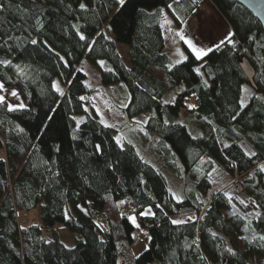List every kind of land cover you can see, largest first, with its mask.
Listing matches in <instances>:
<instances>
[{
  "label": "trees",
  "instance_id": "16d2710c",
  "mask_svg": "<svg viewBox=\"0 0 264 264\" xmlns=\"http://www.w3.org/2000/svg\"><path fill=\"white\" fill-rule=\"evenodd\" d=\"M180 2L185 15L198 4L0 0V264H264V32L237 1L210 0L231 35L200 59L182 44L186 59L172 62L161 17L179 26ZM113 32L127 42L128 64ZM84 58L98 68V88L125 85L120 110L127 121L145 115L142 142L134 134L119 142L122 125L98 117ZM156 158L183 180L181 198ZM208 161L254 213L224 190L208 195ZM35 209L36 221H19V211ZM62 230L75 234L73 245ZM133 232L147 238L138 255Z\"/></svg>",
  "mask_w": 264,
  "mask_h": 264
},
{
  "label": "rangeland",
  "instance_id": "374dc122",
  "mask_svg": "<svg viewBox=\"0 0 264 264\" xmlns=\"http://www.w3.org/2000/svg\"><path fill=\"white\" fill-rule=\"evenodd\" d=\"M207 3L203 4L195 13L194 15L189 18L185 24L183 25L184 32L183 34L190 37L189 40L192 41V43L197 47L205 50L206 47V35L210 34V30L216 26H218L217 18L222 21L219 14H217L214 9L211 6V3L206 0ZM193 2V0H192ZM162 25L163 29V35L165 36L166 41V47L165 52L169 54V56L172 58L173 62H181L186 59V53L184 49L182 48V44H184L183 40L178 36V33H176L172 28V23L167 22L165 19ZM191 28V32H190ZM210 31V32H209ZM114 40L116 41V48L118 50V53L120 54L123 62L125 64L129 63L128 59V53H127V42L120 40L118 35L113 32ZM181 33V32H180ZM212 39V36L211 38ZM202 43H198V42ZM187 46V45H186ZM81 70L84 71L87 75V84L89 87L98 88L99 87V71L98 68L91 64L89 61H87L85 58L82 60V64L80 66ZM55 85L59 87L58 80L55 81ZM13 91V90H11ZM62 92V91H60ZM11 94V93H10ZM0 97H4L3 93H0ZM127 96V90L125 88L124 84L121 85H113V86H106V87H100L95 92L91 93L89 95L90 104H94L93 108L95 110H99V113L96 112L98 117L106 124L109 125H122L121 134L118 137V141L120 142L122 135H132L134 134L137 138L140 139L142 142V136L143 128H144V119L145 115L142 114L140 116H137L131 121H127L124 119L125 116L122 115V112L119 107H121L124 102L126 101ZM10 104L14 106H20L23 105V101L21 98H18L15 102L14 99L10 98ZM187 108L190 105H192V102L189 101L186 102ZM107 111V112H106ZM147 114V113H146ZM189 117V116H188ZM185 119V112H180L179 120ZM133 135L132 140H137V138ZM149 148V147H148ZM151 152L155 155V146L150 147ZM154 166L157 168H160V170L165 174L167 178L168 183V189L173 195L174 198L179 199L181 197L178 196L177 191L181 189V187L184 186L183 180H177V178L174 177L172 172L166 168L163 167L162 161L159 158H156L151 161ZM203 165L207 166L206 174L209 176L210 180L213 182V185L211 186L208 195L212 194L217 191L224 190L233 200H237L240 202L238 206L241 208L243 207L245 210L252 209V213H254L253 205H251L250 200L247 196H245L243 193H240L235 189V183L232 180H229L226 173L218 167L217 164H215L212 161H208V163H203ZM179 189V190H178ZM256 211V210H255ZM144 213H149V210H146ZM39 214V210H31L29 212H25V214L21 211H19V221L22 224H25L27 221H33L37 219ZM188 212L183 213L179 216H176V219H183L188 216ZM29 217V220H28ZM134 217V216H132ZM136 223V222H135ZM135 225V224H134ZM136 226V225H135ZM134 234V243L132 244V251L134 255H138L140 252H142L144 249L140 250L141 248H137L136 245L138 241H135V232ZM75 234L62 230L61 233V240L67 244V245H73L74 244V237ZM140 242V241H139Z\"/></svg>",
  "mask_w": 264,
  "mask_h": 264
},
{
  "label": "crops",
  "instance_id": "0c3cea01",
  "mask_svg": "<svg viewBox=\"0 0 264 264\" xmlns=\"http://www.w3.org/2000/svg\"><path fill=\"white\" fill-rule=\"evenodd\" d=\"M209 2H210V0H208ZM205 3H207V1L206 0H198V4L196 5V7L191 11V12H189L187 15H185L186 13H187V6L185 5V3L183 2V3H179L180 4V6L177 8V17H178V19H180L181 18V22H180V25L179 26H176L174 23H172V21H171V19H170V17L168 16V14L166 13V12H163V14H162V22H161V25H163V23L164 22H166V21H164L165 19L167 20V22H171L172 23V26H171V28L176 32V33H180L181 32V34H183V32H184V29H183V25L185 24V22L189 19V18H191L193 15H194V13L203 5V4H205ZM211 3V2H210ZM211 6H212V8L214 9V11L217 13V14H219V12L215 9V7L212 5V3H211ZM219 16L221 17V19H222V21L221 20H219L218 19V17H216L217 18V25L218 26H216V27H214V28H212L209 32H210V34L209 35H206V39H205V41H206V47H205V51H208V49H210V48H212V47H214V46H216V45H218V44H220L221 43V41H224V40H226L230 35H231V28H230V26L228 25V23L226 22V20L219 14ZM190 32H191V28H190ZM184 35V34H183ZM179 36V35H178ZM185 36V38L186 39H189L190 37H188V36H186V35H184ZM211 36H212V39H210L211 38ZM180 37V36H179ZM163 40H164V44H165V47H166V41H165V36L163 35ZM184 42V41H183ZM198 43H202L201 41L200 42H198ZM185 44V43H184ZM187 45V44H186ZM187 47H188V45H187ZM189 48V47H188ZM190 49V48H189ZM191 50V49H190ZM168 54V53H167ZM168 56H169V54H168ZM170 57V56H169ZM170 59L172 60V58L170 57ZM172 62H173V60H172ZM7 93L6 94H10L11 93V90H7L6 91ZM18 98H20L18 95H15V97L14 98H12V99H14V102L18 99ZM94 104H92V106H93ZM120 108V107H119ZM97 113H99V110L97 111V110H95ZM107 112V111H106ZM122 112V111H121ZM146 114V113H145ZM122 115H123V113H122ZM124 116V115H123ZM136 247L139 249V248H141L140 250H142V249H146L147 248V238H145L143 241H138V243H137V245H136ZM133 253V252H132Z\"/></svg>",
  "mask_w": 264,
  "mask_h": 264
},
{
  "label": "water",
  "instance_id": "95a60500",
  "mask_svg": "<svg viewBox=\"0 0 264 264\" xmlns=\"http://www.w3.org/2000/svg\"><path fill=\"white\" fill-rule=\"evenodd\" d=\"M241 5H243L260 23L263 32H264V0H235ZM239 65L243 72L245 73L246 77L253 85V75L254 69L251 63L246 58H242L239 61ZM223 264L226 263V259L223 260Z\"/></svg>",
  "mask_w": 264,
  "mask_h": 264
},
{
  "label": "snow or ice",
  "instance_id": "6c2138e0",
  "mask_svg": "<svg viewBox=\"0 0 264 264\" xmlns=\"http://www.w3.org/2000/svg\"><path fill=\"white\" fill-rule=\"evenodd\" d=\"M118 2H119L121 5H123L124 2H125V0H118ZM80 7L83 9V8L85 7V5H84V4H81ZM178 35H180L181 40H183L184 43L188 45V47H189V48L191 49V51L195 54V56H196L197 59H200V58H202L203 56H205V55L207 54V51H205L204 49H201V48H197V47L192 43V41L189 40V39H186L185 36H184L183 34L178 33ZM80 39H81V40H84L85 37H84L83 35H80ZM32 43L35 44L36 41L33 40ZM221 43H223V41H221ZM217 47H219V45H217ZM209 50H210V49H209ZM178 62H179V61H178ZM4 63H8V62L5 61ZM197 71H199V70L197 69ZM0 87H2V86H0ZM54 87H56V86L54 85ZM12 95H13V96L16 95L15 91L12 92ZM3 100H4V97H0V102H3ZM241 105L243 106V101L241 102ZM20 107L22 108V107H24V105H20ZM189 107H192V105H190ZM12 109H13V106H12V105H9V110H12ZM253 154H254V153H253ZM262 170H264V169H262ZM121 203H123V201H121ZM145 214H146V213H141V215H145ZM128 219H129L133 224H135V218H134V217L129 216ZM181 222H182V221H177V220L172 221V223H174V224L181 223ZM137 227H139V226L137 225Z\"/></svg>",
  "mask_w": 264,
  "mask_h": 264
}]
</instances>
